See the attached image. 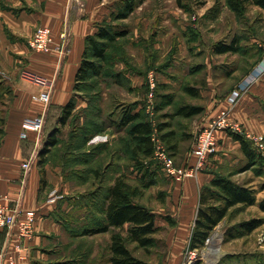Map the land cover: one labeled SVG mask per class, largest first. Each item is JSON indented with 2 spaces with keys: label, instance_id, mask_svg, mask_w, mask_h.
I'll return each mask as SVG.
<instances>
[{
  "label": "crops",
  "instance_id": "0c3cea01",
  "mask_svg": "<svg viewBox=\"0 0 264 264\" xmlns=\"http://www.w3.org/2000/svg\"><path fill=\"white\" fill-rule=\"evenodd\" d=\"M105 2L0 0V195L6 196V204L11 208L36 212L33 233L29 237H21L17 228L0 232V264H84V258L88 262L96 255L91 242L96 243L99 237L105 241L108 256L110 232L75 235L80 231L81 224L85 223L83 219H90V216L85 218L84 211L94 209V205L88 206L81 198L86 187L92 186V177L84 180L79 172L74 170L71 173L60 154L49 153L45 161L39 163L46 136L57 124L60 109L76 97L75 76L83 58L86 38L97 32L99 22L107 17L109 8ZM38 26L51 29L54 48L50 52L34 51L28 45ZM63 33L66 34L65 39H62ZM254 53L247 66L234 72V82L225 91L223 89L222 93L217 94L215 90L208 89L209 100L203 104L202 116L193 123L195 132L220 109L229 108V118L241 125L247 134L264 135V74L233 105L228 102L235 85L261 58L260 51ZM26 72L35 74L41 82H36ZM43 90L49 92L48 104L33 97ZM40 115H43L40 135L23 126L24 118ZM107 128L105 133L112 130L111 127ZM112 131L111 135H107L108 139L100 142L110 148L119 142L117 134L122 132ZM216 137V150L209 157L204 170L181 182L166 176L171 182L165 202L167 212L161 222L157 224L155 221V224L170 226L167 232L169 240H166L172 252L169 264L182 262L195 223L201 186L214 177L213 169L218 165H232L236 161L231 156V149L240 151V143L225 131H217ZM93 155V161L102 155L105 157V185L113 182L112 176L126 170L123 159L120 160L122 166L116 171L111 168L113 162L118 161L113 150L108 155L106 151L105 154ZM28 160L29 167L24 169L21 164ZM107 174L111 175L109 179ZM232 178L235 180L234 175ZM246 182V185L255 187L252 181ZM71 191L75 197L70 194ZM262 198L257 197L249 207L259 209L258 201ZM168 215L170 218H167ZM169 219L173 220L172 224ZM222 224L226 225L224 219L215 227ZM76 226L79 228L75 230ZM263 226L264 223L256 229ZM88 241L90 246L86 245ZM244 243L242 237L229 239L223 248V255L239 252L250 241Z\"/></svg>",
  "mask_w": 264,
  "mask_h": 264
},
{
  "label": "rangeland",
  "instance_id": "374dc122",
  "mask_svg": "<svg viewBox=\"0 0 264 264\" xmlns=\"http://www.w3.org/2000/svg\"><path fill=\"white\" fill-rule=\"evenodd\" d=\"M133 1V11L121 18L119 15L130 0H106L109 11L107 17L99 22V28L122 35L108 43L104 60L95 59V75L79 84L72 114L64 125L59 126L60 146L64 147L71 137L80 140L82 137H90L93 133L86 144V150L90 151V146L104 141L103 138L108 139L110 131H115L112 129L107 131V134L96 133L97 126L105 127L109 122L117 124L123 112L132 108V112L141 109L151 121L154 133L161 142L164 139L156 129L157 124L170 123V127L163 132L176 130L178 145L174 151L176 160L180 163L186 161L195 133L199 130L197 128L195 132L193 123L202 115L195 119L175 117V106L184 102L206 104L209 100L206 93L208 89L220 94L234 82V72L251 62V54H254L264 41V10L250 5L244 17H239L228 8L226 0H203V3L182 0V6H179L176 0ZM260 35L261 39H257ZM234 36L240 38L242 48L247 50V54H216L212 51L215 42H229ZM185 86H195L200 95L192 97L186 94L183 89ZM165 94L174 96V101L172 97L170 103L161 104L162 100L168 99L164 97ZM187 123L192 126L191 134L182 131V124ZM191 135L192 138H187ZM95 136L99 139H94ZM117 136H125V133L121 132ZM171 143L168 142L169 145ZM130 147L132 148L131 144ZM230 152L236 161L232 165H226L227 168L223 166L222 169L238 170L244 166L247 161L244 155L239 150L231 149ZM98 159H101L103 167L106 160H102V157ZM130 163L133 165L132 161ZM153 163L156 164L153 159L147 160L145 167H141L138 173L137 169L132 167L125 171L133 180V184L141 186L145 182L143 176H149L148 173L155 171ZM259 169V164H256L234 174L238 183L253 182L255 187H251L256 190V198L264 197V173L257 175L256 171ZM110 176L107 174V179ZM153 178L155 183L144 188L139 201L155 212V221L158 224L167 212L165 202L171 182L161 170L155 171ZM105 184L106 179L104 182L97 181L94 185L87 186L81 193L82 202L90 206L91 194L101 185L98 194L100 196ZM70 194L74 195V192L71 191ZM70 199L74 201L73 198ZM96 199L100 200L99 197ZM252 217L264 218V212L249 206L242 209L231 208L224 218L226 225L222 224L213 229L212 232H216L215 237L211 239L208 247L201 248L198 252L200 258L195 259L192 264H218L221 260L229 264H256L259 260H264V226L240 236L245 242L244 245L249 241L251 244L243 246L239 252L223 255L225 243L231 239L226 236V229ZM158 226L161 230L154 235L155 242L147 248L134 249V253L150 264H169L172 252L166 240H169L167 232L170 226ZM74 228L76 230L79 227ZM91 243L93 251L97 253L88 262L87 258H84V264H108L104 239L99 237L96 243ZM86 245L90 246L89 241ZM215 246L217 249L213 250ZM186 251L187 247L181 264L186 262Z\"/></svg>",
  "mask_w": 264,
  "mask_h": 264
},
{
  "label": "trees",
  "instance_id": "16d2710c",
  "mask_svg": "<svg viewBox=\"0 0 264 264\" xmlns=\"http://www.w3.org/2000/svg\"><path fill=\"white\" fill-rule=\"evenodd\" d=\"M194 1L195 3H203V0ZM176 2L179 6L183 5L182 0H176ZM226 4L228 8L239 17H244L250 5L257 6L264 10V0H226ZM134 7L135 2L130 0V2L125 5L124 10L119 17H126L133 11ZM100 26L99 23L97 32L86 38L83 58L75 76V93L78 90L79 84L86 81L97 72L95 59L104 60L108 43L122 35L112 33L109 30H104L102 28L100 29ZM212 51L216 54H247V50L242 48L238 36L232 37L229 42H226L225 40L215 42L212 45ZM258 51H260L261 57L263 55L262 48H258ZM248 71H246V73ZM183 89L186 94L192 97L197 96L198 94L200 95L198 88L195 86H185ZM164 97L168 99L166 101L162 100L161 104L170 103L172 97L174 101V96L171 94H165ZM74 98L75 97L62 106L57 115V124H54L47 134L43 149L40 152V164L45 161L46 156L49 153L63 155L65 162H67V168L71 173H74V170L79 172V176L84 180H90L92 177L91 183L94 185L97 181H105L106 164L101 167V159L93 161V154H105L106 151L108 155L110 151L113 150V155H116V158L119 161H114L111 165V168H113L114 171L122 166L120 165V160L122 159L126 170L127 168L132 167V169H137V173L138 171H141V167H145L147 160H152L154 143L151 136L154 132V127L151 121L145 117L141 109L132 112V108L123 112L117 124L109 122L105 127H96V133L106 131L107 127L125 133V136H120L118 138L119 142L112 146V148L107 147L105 143H98L94 146H90L91 150L87 151L86 144L93 133L89 135L90 137H82L80 140L71 137L65 142L64 147H61L59 126L62 124L64 125L66 120L71 116L74 109ZM203 111V103L184 102L178 103L175 106L173 116L184 119H195L200 116ZM182 125V131H186L190 134L192 133L190 123ZM112 126H114V128ZM168 127H170V123L161 122L157 124L156 129L159 131L160 137L164 139L163 143L165 144L168 154L173 157L177 165H180L185 161L179 163L176 160L174 151L177 149L178 145L176 130L173 129L163 132ZM226 133L240 143V151L247 161L244 166L240 167L238 170H224L222 168L223 166L227 168L226 164L218 165L216 169H213L214 177L201 186L199 190L197 215L188 243L189 249L196 248L200 250L204 247L205 239L210 235L215 226L228 215L231 208L242 209L256 202L255 188L246 184L238 183L232 177L235 173L249 169L256 164H259L260 168L256 173L257 175H261L264 173V157L257 150L254 142L244 134L229 130H227ZM188 137L192 138V135L187 136V138ZM167 141L169 143L173 142V144L171 143L169 145ZM130 144L132 145V148L130 147ZM103 156L104 155H102V160H105V157ZM131 156L132 158L130 159ZM130 161L133 162V165ZM153 167L156 172L160 170L162 171L157 163L154 164ZM155 171L148 173L149 176H147V174L143 176V178L145 177V182L141 186L133 184V180L127 175V172L123 171L118 175L112 176L113 182L103 187V192L100 196H98V194L101 191V185L97 186L95 192L91 194V205H94V209L96 210L94 212V209L92 208V210L84 211L85 218L90 216V219L84 220L85 223L81 224L80 231L76 232L75 235H92L110 232V242L108 244L109 252L107 256V262L110 264H150L144 258L137 256L134 253V249L147 248L152 245L155 242L154 235L161 230L160 226L155 224V212L139 201L144 188L155 183L153 178ZM164 176L166 177L165 174ZM98 197L100 200L97 201L96 198ZM258 207L261 212H264V197L258 201ZM92 211L93 213L90 215L89 212ZM169 221L171 224L173 223V220L169 219ZM263 223V217H252L239 221L237 224L228 227L225 234L228 238L240 237L252 232ZM218 264L229 263L221 260ZM256 264H264V260H259Z\"/></svg>",
  "mask_w": 264,
  "mask_h": 264
},
{
  "label": "built area",
  "instance_id": "2783aa9c",
  "mask_svg": "<svg viewBox=\"0 0 264 264\" xmlns=\"http://www.w3.org/2000/svg\"><path fill=\"white\" fill-rule=\"evenodd\" d=\"M65 37L66 34L63 33L62 39H65ZM53 44L54 39L51 29L45 26L36 27L28 40L29 47L34 51L40 52H50L54 48ZM260 47L263 50V55L235 85L228 97V102L232 105L243 92L258 81L264 74V41L260 44ZM26 74L31 75L36 82H41L35 74L29 72H26ZM33 97L42 101L44 104H48L49 102V92L46 90L33 95ZM23 126L35 130L40 135L43 130V115L35 118H24ZM219 130L225 132L229 130L244 134L254 142L257 150L264 157V136L247 134L241 125L229 118V108H222L205 126L199 128L194 137L188 158L184 163L180 165L175 163L173 157L168 154L163 142L160 141V138L156 136L154 132L151 136L154 143L152 159L159 164L164 174L171 180L181 182L187 177H194L207 167L209 157L215 152L217 145L216 132ZM94 139H99V137L95 136ZM103 139L106 140V138ZM21 166L24 169L28 168L29 160L22 162ZM35 217L36 212L34 210H21L16 207L11 208L6 204V196L0 195V231L17 228L21 237H29L33 233ZM214 233L216 232L210 233L205 239L204 247H208L211 239L215 237ZM200 250L196 248L189 249L187 247L185 264H192L195 259H199L198 252ZM10 262H12L11 258Z\"/></svg>",
  "mask_w": 264,
  "mask_h": 264
},
{
  "label": "bare ground",
  "instance_id": "6f19581e",
  "mask_svg": "<svg viewBox=\"0 0 264 264\" xmlns=\"http://www.w3.org/2000/svg\"><path fill=\"white\" fill-rule=\"evenodd\" d=\"M217 249V246H215L214 248H213V250H216Z\"/></svg>",
  "mask_w": 264,
  "mask_h": 264
}]
</instances>
